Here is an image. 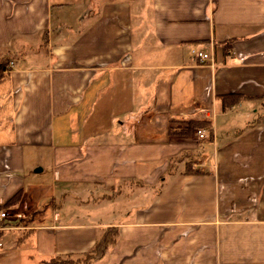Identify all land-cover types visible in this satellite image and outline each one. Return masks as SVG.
<instances>
[{
	"label": "crops",
	"instance_id": "1",
	"mask_svg": "<svg viewBox=\"0 0 264 264\" xmlns=\"http://www.w3.org/2000/svg\"><path fill=\"white\" fill-rule=\"evenodd\" d=\"M4 58L0 210L23 217L0 264L77 258L110 227L92 264H264V0H0ZM193 119L212 134L171 133ZM96 195L130 217H79Z\"/></svg>",
	"mask_w": 264,
	"mask_h": 264
},
{
	"label": "trees",
	"instance_id": "2",
	"mask_svg": "<svg viewBox=\"0 0 264 264\" xmlns=\"http://www.w3.org/2000/svg\"><path fill=\"white\" fill-rule=\"evenodd\" d=\"M11 60L12 59L10 58H6V59L4 58L0 61V78H2L6 73V71L8 70L11 64ZM221 99L223 100L225 109L238 104L239 101L241 100L240 97H234V96H224ZM259 123L264 124V115L261 117V121H259ZM174 126H176V128L179 127L182 129H179L178 131V129H175ZM212 128L213 125L209 121L193 119L186 122L172 123L171 133L172 134L176 133L182 136H188L191 135L193 131L204 129L207 131V134L211 135ZM22 196L23 193L18 192L12 199L6 202L2 208H9L17 204L18 202L21 201ZM117 233L118 231L116 228L114 227L107 228L104 234L102 235V237L100 238V240L95 244L92 251L86 252L77 258H75L74 255L52 256L48 259L42 260L40 264H91L93 262H98L102 260L106 256L108 250L112 246H114ZM2 234L3 232H0V236Z\"/></svg>",
	"mask_w": 264,
	"mask_h": 264
},
{
	"label": "rangeland",
	"instance_id": "3",
	"mask_svg": "<svg viewBox=\"0 0 264 264\" xmlns=\"http://www.w3.org/2000/svg\"><path fill=\"white\" fill-rule=\"evenodd\" d=\"M100 201L99 197L92 196L90 198L89 205H86L84 209L77 210L78 208H75L74 211L79 213L77 214L79 217H83L84 219H88L89 222H113V221H124L127 220L129 216V208L126 205H123L121 207L120 202L113 201H106V204L104 202L98 203ZM84 210V211H82ZM21 211V209L19 210ZM11 219L17 220L23 215L19 214L18 211L11 212ZM20 215V216H16ZM92 264V263H91Z\"/></svg>",
	"mask_w": 264,
	"mask_h": 264
},
{
	"label": "built area",
	"instance_id": "4",
	"mask_svg": "<svg viewBox=\"0 0 264 264\" xmlns=\"http://www.w3.org/2000/svg\"><path fill=\"white\" fill-rule=\"evenodd\" d=\"M193 55L202 63H205L211 59L209 54L204 53L202 51L194 50ZM197 135L200 140L206 139L207 131L204 129H200L197 131ZM11 212H13V210L11 209L0 210V232H5L14 229V226L11 225L12 224V219L10 215ZM16 216L18 217L20 215H16Z\"/></svg>",
	"mask_w": 264,
	"mask_h": 264
}]
</instances>
